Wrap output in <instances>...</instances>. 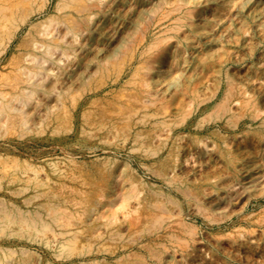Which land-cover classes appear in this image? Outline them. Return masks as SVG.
Listing matches in <instances>:
<instances>
[{
	"label": "rangeland",
	"instance_id": "obj_1",
	"mask_svg": "<svg viewBox=\"0 0 264 264\" xmlns=\"http://www.w3.org/2000/svg\"><path fill=\"white\" fill-rule=\"evenodd\" d=\"M0 264H264V0H0Z\"/></svg>",
	"mask_w": 264,
	"mask_h": 264
},
{
	"label": "bare ground",
	"instance_id": "obj_2",
	"mask_svg": "<svg viewBox=\"0 0 264 264\" xmlns=\"http://www.w3.org/2000/svg\"><path fill=\"white\" fill-rule=\"evenodd\" d=\"M161 174L164 175L163 172H162ZM165 174H166V173H165ZM166 175H167V174H166ZM166 175H165V176H166ZM162 177H163V176H162ZM167 177H168V175H167ZM164 178H165V177H164ZM167 180H168V179H167ZM53 193H54V192H53ZM37 194H38V193H37ZM43 194H44V193H43ZM41 195H42V193L40 194V196H41ZM54 195H55V194H54ZM52 197H53V196H52ZM72 204H73V203H72ZM19 211H21V210H19ZM8 213H9V212H8ZM19 213H20V212H19ZM19 213L17 214L18 216L21 215V214H19ZM12 214H13V213H12ZM33 214H34V213H33ZM12 216H13V215H12ZM40 216H41V215H40ZM18 218L20 219V217H18ZM30 218H31V217H30ZM30 218H29V219H30ZM38 218H39V217H38ZM39 219H40V218H39ZM30 220H31V219H30ZM40 220H41V219H40ZM23 222H24V221H23ZM32 223H33V222H32ZM30 224H31V222H30ZM42 224H43V223H42ZM43 225H45V224H43ZM27 226H28V225H27ZM29 226H30V225H29ZM31 226H32V225H31ZM31 226H30V227H31ZM40 228H41V227H40ZM144 229H145V228H144ZM144 231H145V230H144ZM60 233H61V232H60ZM63 233H64V232H63ZM113 233H114V232H113ZM55 234H56V233H55ZM57 234H59V233L57 232ZM57 234H56V235H57ZM61 234H62V233H61ZM63 235H64V234H63ZM115 235H116V232H115ZM68 238H69V237H68ZM64 240H65V239H63V241H64ZM67 240H68V239H67ZM65 241H66V240H65ZM63 245H65V244H63ZM63 245H62V247H63ZM61 251H62V250H61ZM63 251H64V250H63ZM63 254H64V253H63Z\"/></svg>",
	"mask_w": 264,
	"mask_h": 264
}]
</instances>
